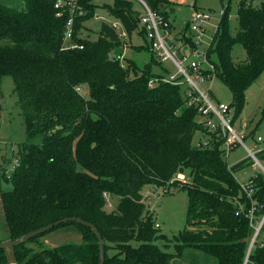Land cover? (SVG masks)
I'll return each mask as SVG.
<instances>
[{
    "label": "trees",
    "instance_id": "16d2710c",
    "mask_svg": "<svg viewBox=\"0 0 264 264\" xmlns=\"http://www.w3.org/2000/svg\"><path fill=\"white\" fill-rule=\"evenodd\" d=\"M68 1L0 0V97L2 78L11 75L27 132L46 134L42 144L19 150V165L7 178L13 189H0L5 219L0 235L2 229L7 240H15L77 217L103 236L104 264H173L186 251L215 264H264V175L249 179L253 193L248 198L235 173L253 163L227 165L224 139L205 128L201 103L189 104L183 78L169 83L155 77L154 60L143 70L133 60H123L127 42L111 24L102 25L95 41L82 38L81 24L94 17L96 0H77L87 14L82 17L71 13L64 5ZM143 1L169 21V0ZM137 5L143 6L138 0H115L104 9L122 25L127 41L134 34L143 37L145 45L135 49L149 50ZM72 16L73 41L80 45L75 50L64 43ZM227 18L225 12L218 42L206 52L239 113L247 90L264 72V0H240L237 36L230 34ZM236 43L247 54L241 63L232 56ZM197 132L207 136L205 144H194ZM258 158L264 159V151ZM179 174L190 179L178 187L188 191L189 203L173 254L155 244L167 237L156 229L143 189L165 190ZM106 196L119 198L116 211H109ZM66 226L79 230L82 245L50 248L41 241L43 234L0 249V264H99L92 229L68 223L53 230Z\"/></svg>",
    "mask_w": 264,
    "mask_h": 264
},
{
    "label": "rangeland",
    "instance_id": "374dc122",
    "mask_svg": "<svg viewBox=\"0 0 264 264\" xmlns=\"http://www.w3.org/2000/svg\"><path fill=\"white\" fill-rule=\"evenodd\" d=\"M115 0H96L98 6L95 10L94 17L85 19L80 27L81 37L90 41H95L100 36V30L104 23L114 26L120 25L117 20L110 16L104 9L105 5H113ZM170 9L169 22L174 26V37L182 35L190 39L188 44L181 45L180 53L190 56L188 62L183 63V67L190 64L191 61L203 62L206 67V56L204 53L212 45L217 43L218 31H220V21L225 12L228 16L229 31L232 36L239 33L238 24V6L240 0H169ZM138 11L144 15L145 10L141 5L136 6ZM173 8V10H172ZM194 11L204 13L209 19L202 24L203 35L200 40L196 35H192L186 30V23L192 19ZM87 15V14H86ZM85 16V15H84ZM122 28V27H121ZM223 30V27H222ZM120 32H123L120 29ZM222 32V31H221ZM127 46L123 52V60H133L135 64L143 70L149 63H152L151 72L155 77L168 79L170 75H177V68L171 62H163L161 58L155 55L151 49H141L136 47L145 45L142 36L134 34L131 40L127 41ZM217 41V42H216ZM1 43V42H0ZM193 43V50L190 44ZM4 44V42H3ZM198 52V56L195 54ZM193 53V55H192ZM232 56L236 63H241L247 59L244 47L236 43L232 49ZM211 61L219 65L217 56L212 55ZM169 71V73L167 72ZM181 89L184 92H190V86L181 79ZM199 90L204 95L209 96L210 103L214 106L224 104L230 107V116L233 120L231 126L233 131L243 136L244 146L237 145L230 151L226 157L228 166H233L239 162L253 163L235 173L236 180L245 185L253 176L260 175L261 169L255 164V161L249 157L248 150L251 152L264 151V72L256 79L253 85L247 90L243 108L238 113V107L234 102L232 92L229 87L218 77L211 80H205L199 86ZM83 94H87L88 88L84 87ZM210 93V94H209ZM237 116V117H235ZM220 123L219 120H217ZM46 134L29 135L26 128L25 118L23 116L20 98L15 91L14 78L6 75L1 81L0 97V189L11 191L13 184L8 177L12 175L18 167L15 159L19 158V150L28 144L40 145L44 142ZM206 137L201 132H197L194 138V144L206 143ZM261 137L262 141L258 142ZM10 161V163H9ZM174 183H169L165 188H154L147 186L143 189V194L147 201L148 209L153 215L155 225L158 224L159 234L165 235L166 240L158 239L157 244L162 250L175 254V238L184 230L187 223L189 194L187 190L178 189L183 184L190 182L187 175L179 174ZM110 203L109 211H116L119 204L118 197L107 196ZM1 204V203H0ZM0 205V226L4 225V215ZM2 214V215H1ZM1 240L8 239L7 234L1 229ZM264 240V232L261 235ZM41 241L50 248H56L64 244L82 245L83 239L79 230L75 226H66L45 233ZM35 247V245H31ZM205 256V255H204ZM191 251H186L183 257L176 259L173 264H215L208 257Z\"/></svg>",
    "mask_w": 264,
    "mask_h": 264
},
{
    "label": "built area",
    "instance_id": "2783aa9c",
    "mask_svg": "<svg viewBox=\"0 0 264 264\" xmlns=\"http://www.w3.org/2000/svg\"><path fill=\"white\" fill-rule=\"evenodd\" d=\"M143 5L145 14L140 16L139 23L142 29L145 31L146 38L148 40L151 51L157 55L163 62H171L174 64L178 70L177 75H170L168 79L164 81L169 83H177L176 81L182 77L184 81L190 86L191 91L188 92L190 98L189 104L195 102L201 103L199 112L201 114L202 121L204 122L205 128L216 137H222L224 139V150L225 156L228 157L230 151L235 149L237 145L244 146V137L237 135L231 126L232 120L230 116V107L224 104H218L214 106L210 103L209 96L204 95L203 92L199 90V86L204 83L205 80H211L215 77V68L212 63L206 59V67H203V62L191 61L190 64L183 67V63L188 62L190 56L182 55L180 53L181 45L188 44L190 39L185 38L184 35L181 37H174V26L168 21L163 19L154 13L143 0H138ZM62 5L61 2L57 3L56 7L59 8ZM64 5L68 6L71 13L75 16L82 17L86 15V11L77 3V0H70ZM61 15V14H60ZM209 18L199 11H194L192 19L186 23V30L192 35H196L197 39L200 40L203 35L202 24L206 22ZM75 18L72 16L68 20L65 28L64 43L65 48L70 50H75L80 47V45L73 41ZM123 38L125 37V32H120L122 29L119 25L114 24L113 26ZM193 50V43L190 44ZM198 56V52H195ZM193 55V53H192ZM207 58V52L204 53ZM204 72H211L212 76L207 77ZM157 81V80H156ZM159 81V80H158ZM155 82L152 80L149 82V86H153ZM197 95V98L196 96ZM220 121V123L217 122ZM258 142L262 141L259 137ZM259 152H251L248 150L249 157L255 161L261 169V174L264 175V159H259ZM16 166L19 165L18 159H15ZM248 198H251L253 193L252 185L245 184L242 185ZM107 198V196H106ZM238 214V213H237ZM252 218V215H249ZM263 222V221H262ZM262 224V223H261ZM159 228V225H155Z\"/></svg>",
    "mask_w": 264,
    "mask_h": 264
},
{
    "label": "water",
    "instance_id": "95a60500",
    "mask_svg": "<svg viewBox=\"0 0 264 264\" xmlns=\"http://www.w3.org/2000/svg\"><path fill=\"white\" fill-rule=\"evenodd\" d=\"M68 223H77V224H80L82 226H85V227L92 229V231L94 232V234L96 235L97 240H98L99 251H100L99 264H104V261H105V241H104L103 236L101 235L99 230L94 225L88 223L87 221H85L81 218H77V217L64 218L62 220H58L52 224H49L45 227L39 228L37 230H33V231L25 234L24 236H22L19 239H15V240L9 239V240L3 241L0 243V249H10L12 247L23 245L35 237L43 235V234L53 230L54 228H57L63 224H68ZM256 237H257V234L255 235V237L252 241L250 249L252 248V245L255 242Z\"/></svg>",
    "mask_w": 264,
    "mask_h": 264
},
{
    "label": "crops",
    "instance_id": "0c3cea01",
    "mask_svg": "<svg viewBox=\"0 0 264 264\" xmlns=\"http://www.w3.org/2000/svg\"><path fill=\"white\" fill-rule=\"evenodd\" d=\"M9 163H10V161H9Z\"/></svg>",
    "mask_w": 264,
    "mask_h": 264
}]
</instances>
